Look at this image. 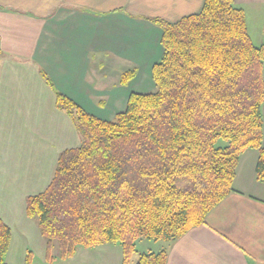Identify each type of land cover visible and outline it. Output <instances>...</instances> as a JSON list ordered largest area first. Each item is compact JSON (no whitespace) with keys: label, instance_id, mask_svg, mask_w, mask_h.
<instances>
[{"label":"trees","instance_id":"16d2710c","mask_svg":"<svg viewBox=\"0 0 264 264\" xmlns=\"http://www.w3.org/2000/svg\"><path fill=\"white\" fill-rule=\"evenodd\" d=\"M149 19L162 30L155 91L132 92L112 120L56 92L80 144L62 151L47 188L27 197L49 261L56 242L60 259L80 246L118 243L122 264H132L138 239L180 238L234 190L248 148L259 150L256 177L264 181V47L253 43L243 9L234 0H204L177 21ZM136 73L123 72L121 82ZM11 238L0 217V264H8ZM167 257L166 250L143 252L134 264H166ZM24 264H32L31 251Z\"/></svg>","mask_w":264,"mask_h":264},{"label":"crops","instance_id":"0c3cea01","mask_svg":"<svg viewBox=\"0 0 264 264\" xmlns=\"http://www.w3.org/2000/svg\"><path fill=\"white\" fill-rule=\"evenodd\" d=\"M234 3L245 13L253 43L264 47V0ZM203 4L204 0H0V217L12 230L6 263L24 264L30 250L32 263L36 256L49 261L47 239L38 221L27 215V197L44 191L60 153L80 144L72 120L56 106V92L101 119H114L126 109L132 92L152 90L162 30L148 18L174 22L199 12ZM120 60L130 63L127 68L132 69L127 70L137 72L128 84L121 82L125 71L110 79L109 70L118 68ZM262 112L264 120V103ZM258 156L256 148L241 154L234 190L204 223L176 240H158L155 250H137L132 264L140 253L159 250L167 251L166 264H264V181L256 177ZM122 260V246L105 243L80 246L66 264Z\"/></svg>","mask_w":264,"mask_h":264},{"label":"rangeland","instance_id":"374dc122","mask_svg":"<svg viewBox=\"0 0 264 264\" xmlns=\"http://www.w3.org/2000/svg\"><path fill=\"white\" fill-rule=\"evenodd\" d=\"M118 65H119L118 68H117L116 65H114L113 66L114 68L112 70L110 69L111 66L110 67H108V66L105 67V68L110 69L109 70V75H110V79L113 80V81L118 78L119 74L122 71H126L127 69H132V68H127V67L130 66L129 62L127 63V62H123L122 60H120ZM145 75L148 76V73H145ZM151 80H152L151 81V83H152V90L151 91H155V85H154L153 78ZM219 143L220 144H225L226 142L223 141V140H220ZM156 242H161V241L150 240V239H146V238H140L136 242V249L139 250V251H147V249H149V247H152V249L155 250L158 247L157 244H159V243H156ZM58 252H59V247H58L57 242H56V245H55L54 251H53V255L55 256L54 259H52L51 261H47L43 257L36 256L35 259H34V262L32 264H66V259H60L58 257V255H57ZM15 263L16 264H22V262H20V263L19 262H15Z\"/></svg>","mask_w":264,"mask_h":264}]
</instances>
